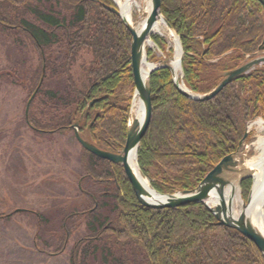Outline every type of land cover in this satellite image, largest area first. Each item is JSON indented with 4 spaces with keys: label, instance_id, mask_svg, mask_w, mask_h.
Returning <instances> with one entry per match:
<instances>
[{
    "label": "trees",
    "instance_id": "1",
    "mask_svg": "<svg viewBox=\"0 0 264 264\" xmlns=\"http://www.w3.org/2000/svg\"><path fill=\"white\" fill-rule=\"evenodd\" d=\"M161 2L168 22L181 34L186 55L182 63L185 81L195 91L213 88L214 70L232 68L243 53L254 52L264 34L259 19L264 8L257 0H180L178 10L173 0ZM220 22L223 23L219 25ZM0 33L13 43L14 52L31 47L33 51H42L37 64L28 58L27 51V57L23 61L20 58L21 63L15 62L18 55L13 61L15 67L26 65L28 83L35 85L43 75V95L48 101L45 108L32 102V126L47 130L58 125L70 128V116L75 110L79 112L88 99L99 95L105 98L95 107H105V113L93 122V128L117 138L125 137L129 98L124 97L126 112L118 119L116 108L120 101L112 95L133 90L134 83L128 62L130 36L117 15L93 0H0ZM199 35L202 40L197 39ZM154 40L162 45L158 36ZM204 46H209L204 53L209 58L227 50L232 54L207 67L195 57ZM83 49L90 52L91 60L83 65L84 75L77 77L71 69L75 55ZM190 52L194 55H188ZM205 68L211 74L203 73ZM10 69L12 83L17 84L23 74ZM5 72L1 70L0 76L9 77ZM150 78L152 115L140 141L137 163L141 170L144 166V174L149 178L151 174L159 176L158 181L151 183L160 192L195 187L212 165L235 149L248 115L256 111L264 115L263 69H255L203 102L180 94L166 69L153 72ZM244 91L246 94L241 93ZM37 93L40 94V88ZM170 98L178 114L167 128L166 151L161 149L165 142L154 143L153 136L162 105ZM203 109H209L216 122L197 118V112ZM66 111L69 117L57 115ZM34 114H47L46 123L42 125L40 117H33ZM120 175L124 177V173ZM249 184L250 180L242 182L244 197ZM126 185L131 190L129 183ZM117 197V202H111V209H104L105 203L100 202L85 215L86 233L69 250L68 264H264V256L253 242L232 228L213 224V214L201 203L154 210H145L138 204L141 208L132 212L129 200ZM45 220L40 217L41 234L52 229ZM49 237L46 238L52 241ZM43 243L44 247L61 249V244L46 239Z\"/></svg>",
    "mask_w": 264,
    "mask_h": 264
},
{
    "label": "flooded vegetation",
    "instance_id": "2",
    "mask_svg": "<svg viewBox=\"0 0 264 264\" xmlns=\"http://www.w3.org/2000/svg\"><path fill=\"white\" fill-rule=\"evenodd\" d=\"M162 5L163 2L161 4V7ZM161 13H163L162 8H161ZM163 14L166 18L165 13ZM243 14L245 16L244 12ZM259 16H260L259 19L261 25L262 24L261 14H259ZM166 19L168 20V18ZM221 23L223 22H220L219 25H221ZM246 23L244 26H246ZM219 25L216 27V31L218 30ZM177 34H179L181 38V34L180 33ZM197 39L202 40L203 36L199 35ZM208 49L209 46L208 47L204 46L201 52L195 55V57L199 59V62L200 63L202 62V65H205L207 67L211 66L213 60L212 57L209 58L210 57L209 54H207V56L205 55ZM41 54L42 51L38 52L36 56H38V58L40 59ZM188 55H194V54L190 52L188 53ZM85 62H88V60L85 59ZM215 71L216 70H214V72ZM18 72L23 74V78L18 80L16 85H19V87L20 85L24 86L23 82H25L24 79L27 74L26 65H24V69L20 68ZM5 73H9L10 75L9 77L12 78L13 73L11 69H9ZM203 73L211 74L210 69L208 68H205L203 70ZM73 74L74 76L76 75L78 77V75L75 74L74 72ZM25 80L27 81V79ZM42 80L43 77L41 75L38 78L37 86H36L38 90L40 88V95H41V97L37 99V103L40 105V108H45L44 105L48 101V99H46V97L43 95L44 93L42 87ZM9 84H13V83L9 81ZM126 93L127 92L123 91L117 95H112L113 98H115L116 100L118 99L120 101V104H117V108H116L117 113L120 114V116H118V119L121 118V114L122 113L124 114L125 111L126 100H124V97L125 98L127 97ZM96 97H100V96L97 95ZM96 97L88 99L87 102L89 100L95 99ZM95 104H93V106L87 110L83 118H81V116H83L82 110H84V108L79 112L76 109L74 115L71 116L68 111L64 113L62 112L57 113L58 116H62V117L70 116L71 119L70 128L65 127L63 125L62 126L58 125L59 127L55 128L54 130H47L45 128L42 129L39 126L38 127L32 126L30 123L32 117L29 115L30 108L26 110L23 109V113L19 118V120H15L14 117L11 118L9 121L12 124L11 128L9 127V129L13 133L12 137L16 140L15 143L16 145H14L13 147L14 148L13 153L15 152V159H16V166L14 169H16V171H19L21 173L25 171V167L30 168V166L34 167L35 169H41V170L45 169L44 173L39 175V179L35 180V181H39V183L46 180L65 179L64 182H62V186L60 187L62 189L55 190V189L47 188L48 191L46 193H42V198L43 200H45V202H43L44 204H41L38 207H34V206H29V205L25 206L20 204L22 202L20 203L18 202L17 204L14 201V204L16 203L14 208L9 209L5 212H2V214H0V219L2 220L10 219L12 216L16 215V213L20 216L23 217L25 216L29 224L34 227L32 242L34 243V249H35L34 252L36 254H40V255L44 254L46 257L47 256L53 257L60 255L62 252H64L66 247L70 243L69 241H70V237L73 234V230L78 229L80 226L84 228V223L86 220L85 215L88 214L90 211L96 209L95 207L100 202L105 203V206H103L104 204H102L104 209H111L112 207L111 202L112 201L117 202L118 199L117 196L119 195L124 200H129L128 201L129 207L132 212H135L137 208L139 209L141 208L140 206H142L138 202L136 196L134 195L132 188L130 190L127 187L128 185L126 184L129 182L126 176L124 175L123 177L122 175H120V173H124L122 166L115 165L111 161H108L100 156L94 155L88 149L87 150L84 149L83 145H81L78 139L79 137L81 140L85 142H89L90 144L94 145L97 149L99 148L102 151L112 152V153H118L119 149L123 145L125 137L117 138L113 134L103 132L102 130L96 131L93 128L94 127L93 122L96 121L98 117L104 115L105 113V109H104L105 107L99 105H96L95 107ZM109 108H107V110ZM88 112L91 113V117L89 116L90 119L88 118L89 115ZM1 113L2 112L0 111V114ZM39 115L40 116L34 114L32 116L40 117L41 124L42 125L45 124L47 120V114H39ZM7 118L8 117H4L0 115V120L1 119L4 120ZM4 125H5L4 122L0 123V142H2L4 138L2 137L6 126ZM74 126H76L77 128L75 129ZM60 127H65V129L64 128L60 129ZM25 130H29V132L32 135L30 134L26 135ZM67 133H71L74 141L77 143V145H79V149L76 150V156H77L76 169L73 168L72 166H69V160L72 159L73 157L72 154L66 153V150L64 149V145L59 144L58 146H56L55 145L56 138H53V136L55 135L65 136V134ZM10 155H12V159L15 163L13 154L8 155L7 153H5L4 149H0L1 173L4 170H6L3 169L4 163L6 166L8 165L10 161L9 159ZM90 155H93L94 157H91ZM24 159H26L25 162H23ZM54 162L55 164L56 162L61 163V165H59L61 169V175L55 177L50 176L48 178L49 173L51 175L53 174L51 167L52 165H54ZM143 171H144V166H143ZM147 174H151V172H148ZM153 175L154 174L150 175V179L152 181L153 180L158 181L159 176L156 177ZM1 180L2 178L0 179V185L6 184L7 187H10L9 182H5L4 180L2 182ZM25 182H33V181L18 180L14 183H25ZM7 191H9V188ZM7 201L4 200V202L8 203ZM138 204H140V206ZM142 207L144 208L145 206ZM144 209L148 210V207H145ZM41 216H43L46 219L45 221L49 222L52 227L50 231L42 234L40 233ZM75 225H77V227L73 228ZM85 233L81 237H83ZM46 237L52 238V241L51 239H48ZM81 237L73 240V242H71L72 243L71 247ZM44 239L49 240L50 243L55 242L56 244H61V249L59 251H56L53 249L52 246L44 247L45 246V244L43 243ZM71 247L69 248V250L71 249ZM69 250H68V254H69ZM68 257L69 255L67 256L66 259L67 263H68Z\"/></svg>",
    "mask_w": 264,
    "mask_h": 264
},
{
    "label": "water",
    "instance_id": "3",
    "mask_svg": "<svg viewBox=\"0 0 264 264\" xmlns=\"http://www.w3.org/2000/svg\"><path fill=\"white\" fill-rule=\"evenodd\" d=\"M123 1L124 0L117 4V7H111L103 3L102 5L110 12H114L119 16L122 24L126 26L132 36L129 56L130 67L132 68V78H134L135 94L139 99H141L143 115L139 121L134 118L132 114L129 115V122L126 130L127 135L124 142L125 144L118 154L105 152L99 148L97 149L94 145L85 142L78 137L81 145L94 155H99L100 157L105 158L108 161L110 160L118 165L122 164L125 175L133 188L135 196H137L142 205L151 208L167 207L174 209L175 207L186 205V203H202L207 210L213 214L216 219L215 224L235 229L238 233L243 234L246 238L253 242L261 254H264V234L260 233L258 228L253 224V222H251L250 215L247 212V208L252 203L251 193L254 186L253 173L255 172V169L245 165L248 159L253 158L246 150L250 144V141L247 140V135L249 134L248 128L239 140L236 147L237 149L221 158L220 161L216 165H213L206 175L198 181L199 183L196 187L191 189H179L174 193H161L149 184L145 175L138 169V173L141 175V178L147 182L148 186H144L132 172V169L128 164L130 152L134 153L136 158V149L140 143V138L145 134L150 123L152 110L149 75L152 71L164 67L170 68L172 71L174 85L180 93L195 100L203 101L204 99H210L213 95L219 92L225 84L241 77L244 75L245 71L253 68L254 65L264 63V38L262 43L258 46L256 52L250 55H245V59L238 66L232 70L223 72V79L217 84L218 86L213 88V90L208 93L198 94L188 90V88H185L181 83H178L174 68L167 64L169 61H160L158 64L149 61L152 66L146 74L144 67H142L145 63L143 43L146 37L150 36L154 23L158 18L163 20V23L168 27L169 33L172 35L175 43L179 46L180 55L182 54L181 45L179 44L176 34L170 25L168 23L166 24L162 15L159 13V7L161 4L160 0H142V17L138 21H135V23L131 20L130 16L126 14L124 7H122L121 4ZM131 1L133 0H130V2ZM147 1L150 3V10L148 13L145 10ZM259 1L264 6V0ZM181 56L179 58L178 65L180 63ZM93 102L94 101H92L90 105H92ZM248 123L249 121L247 124ZM249 178L252 180V184L249 188V194L245 200L241 198L242 209H240L239 214L235 215L231 211L232 202L228 199V197H230V191L232 194H235L236 191L240 193V183L244 179ZM212 199L214 203H210Z\"/></svg>",
    "mask_w": 264,
    "mask_h": 264
},
{
    "label": "rangeland",
    "instance_id": "4",
    "mask_svg": "<svg viewBox=\"0 0 264 264\" xmlns=\"http://www.w3.org/2000/svg\"><path fill=\"white\" fill-rule=\"evenodd\" d=\"M173 2H175L176 10H178L181 6L180 0H173ZM163 37H165L166 40L165 48L159 50L153 46L152 47L149 46L153 50H151V53L149 52V57H147L148 61L150 60L154 63H158L160 61H171V59L174 58L175 45L173 44V38L168 33V30H166V28H164ZM27 42L31 43L30 41ZM12 45L13 43L10 40H8L7 37H2V34L0 33V71L3 69L5 71H8L10 67L14 70L15 69L20 70V68L24 69L23 65H19V67H15L14 65L15 63H13V61L18 55L19 59L18 60L15 59V62L21 63V59L23 61L24 58L27 57L25 51L28 52V58L31 57L32 62L34 64L39 63L38 61L39 58L38 56H36L38 54L36 52L38 51H33V47H31L32 45L30 46L31 48L25 49V51L23 50V48L21 49L17 48L15 50L17 54L16 52L13 51ZM149 47H147L146 50L149 49ZM85 59L91 60V54L90 52L89 54L86 53V50L83 49L81 52H78L75 55L74 58L75 62L72 65V68L73 66L74 68L71 69V72L72 73L74 72L78 76H83L85 73L83 72V65L85 63H88L85 62ZM167 64L170 65V63L168 62ZM27 77L28 76L26 75L25 79ZM11 79L14 81L13 78L7 77V75L0 76V111L2 112L0 115L4 117H8L7 119L0 120V123L4 122L6 125V126L4 125L5 131L2 136L4 138L2 142H0V149H4L5 153H7L8 155L13 154V157L15 159V152L13 153L14 150L13 147L14 145H16L15 144L16 140L12 137L13 133L9 129V127L11 128L12 126L11 122L9 121L11 118L14 117L15 120H19V118L23 113V109L26 110L28 108H31L32 102L36 104L37 99L40 98L41 95L37 93L36 89L34 88L37 85V81L36 84L33 85L32 81L31 83H28L26 80H24L25 81L23 82L24 86L20 85L19 87V85L16 84H9V81L12 82ZM25 83H28L29 87ZM248 89H246L245 91H247ZM245 91L241 93H245ZM174 107H175L174 102L172 101L171 98L165 100V103L162 105L161 114L158 118L157 127L153 136L154 143L165 142L161 149L166 151H169L168 141H167L169 134L167 128L170 126L175 116H177L178 114V112L176 111V109H174ZM209 113H210L209 109H203V111L201 112L198 111L196 116L201 120L208 118L210 122L212 123L216 122L215 118H213L212 115ZM247 128L249 129V127H247V124L245 123L243 131L244 132L247 131ZM258 131H259V127L255 126V129L253 130L254 134L250 136L249 133L247 135L248 137L247 140L250 141V144L246 150L248 151L249 154H251L252 157L256 156L259 152V150H257V147H255L254 145V142L257 141V136H262L261 134H259V132L261 131L259 132ZM25 134L32 135L29 132V130H25ZM53 138H56L55 141L56 146L62 144L64 145V149L66 150V153L72 154L73 157L72 159L69 160V166H72L73 168L76 169L77 167L76 150L79 149V145H77V143L74 141L71 133H67L65 134V136L55 135L53 136ZM9 159L10 161L7 166L4 163L3 169L6 170H4L2 173L0 170V179L2 178L1 181L3 182L4 180L5 182L10 183V187H7L6 184L0 185V214H2V212L14 208L15 204L16 203L18 204V202L19 203L22 202L20 204L25 206L29 205V206L38 207L41 204H44L43 202H45V200H43L42 198V193H46L48 191L47 188H51L55 190L62 189L60 187L62 186V182H64L65 179L46 180L39 183V181H35V180L39 179V175L44 173L45 169L44 170L35 169L34 167L30 166V168L25 167V171L23 169L24 172L21 173L19 171H16V169H14L16 166V159H15V163L12 159V155H10ZM25 161L26 159H24L23 162ZM59 165H61L60 162L59 163L56 162V164L54 162V165H52L51 167L53 174L51 175L49 173L48 178L50 176L55 177L61 175V169ZM18 180L21 181L29 180L33 182L14 183ZM8 188L9 191H7ZM248 190L249 187L247 191ZM248 192L245 197H247ZM4 200H6L8 203L4 202ZM14 201L16 202L15 204ZM83 229L84 228L80 226L78 229L73 230V234L70 237V241H69L70 243L68 244L64 252H62L60 255L57 256L46 257L44 254L40 255L34 252L35 250L34 243L32 242L34 227L29 224L25 216L23 217L16 213V215L12 216L10 219H5V220L0 219V264H68L66 262V259L68 256V250L72 245L71 242L81 237L85 233Z\"/></svg>",
    "mask_w": 264,
    "mask_h": 264
},
{
    "label": "bare ground",
    "instance_id": "5",
    "mask_svg": "<svg viewBox=\"0 0 264 264\" xmlns=\"http://www.w3.org/2000/svg\"><path fill=\"white\" fill-rule=\"evenodd\" d=\"M147 5L145 7L146 12L148 13L150 10V3L149 1L146 2ZM122 7H124V10L126 11V14L129 15L130 11V0H124L122 2ZM165 24L163 23V20H160L159 18L156 19V22L154 23L153 30L155 32H158L159 34L163 35V30L165 28ZM138 30V29H137ZM175 45V53H174V59L171 62V66H173L174 71L179 70L178 62H179V47L178 44ZM147 46H154L152 41L150 39H147L146 42L143 43V49ZM152 66L151 63L146 61L142 65L145 70V74L148 72L150 67ZM110 109H108L109 111ZM132 110H133V116L136 118L138 121L143 115V110H142V105H141V99L138 97H135L133 99V105H132ZM255 147L260 150L258 155L254 156L251 159H248L246 161L245 165L248 167H251L252 169H255V172L253 173L254 176V186H253V191L251 193L252 196V203L250 206L247 208L248 209V214L250 215L251 222L258 228L260 233L264 234V137H259L257 141L254 143ZM128 164L130 165V168L132 169V172L136 175L138 180L144 185L148 186L147 182L141 178V175L138 173V167L135 161V155L134 153L130 152V156L128 159ZM229 195V193H228ZM230 202H232V213L235 215L240 213L241 207V196L238 191L235 192V194H232L230 191V197H228ZM214 203L213 199L210 201V203Z\"/></svg>",
    "mask_w": 264,
    "mask_h": 264
}]
</instances>
